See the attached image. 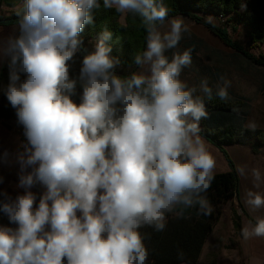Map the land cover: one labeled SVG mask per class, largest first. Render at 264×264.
Listing matches in <instances>:
<instances>
[{"label":"clouds","instance_id":"obj_1","mask_svg":"<svg viewBox=\"0 0 264 264\" xmlns=\"http://www.w3.org/2000/svg\"><path fill=\"white\" fill-rule=\"evenodd\" d=\"M103 6L141 18L146 49L129 76L116 74L111 33L103 32L92 51L84 46L81 34L99 0H23L15 33L0 36V72L8 74L0 90L24 136L15 155L16 186L24 192L13 197L0 189V212L16 225L0 227V264H152L141 228L163 231L169 215L192 209L211 214L204 194L216 161L200 128L208 113L197 88L181 79L192 50L165 55L189 28L173 18L162 30L165 0ZM219 80L215 95L226 102L230 82ZM78 84L79 103L72 98ZM199 87L212 98L207 78ZM8 157L0 154V163ZM246 204L262 209L264 195L250 191ZM241 235L264 238V218Z\"/></svg>","mask_w":264,"mask_h":264},{"label":"trees","instance_id":"obj_2","mask_svg":"<svg viewBox=\"0 0 264 264\" xmlns=\"http://www.w3.org/2000/svg\"><path fill=\"white\" fill-rule=\"evenodd\" d=\"M22 0H0V25H16L18 17L16 12L22 10V4L4 14L2 6L14 8ZM100 7L93 10L94 21L85 25L81 34L84 46L94 50L99 36L107 31L111 37L106 41L111 47V56L118 58L120 64L115 69L121 77L129 76L138 66L134 57L138 52L145 50L146 32L139 16L128 14L121 22V14L114 8L106 9L103 0H99ZM170 9L169 17L184 14L197 23L203 24L215 34L225 45L242 54L246 59L256 65L264 67V54L254 56L249 50L264 43V0H165ZM208 16L218 18L219 23L207 19ZM167 18V19H168ZM246 29L248 38L244 45L229 34V29L235 31L237 26ZM80 57L72 65L70 75H78ZM7 70L0 72V86L6 85ZM264 93V86L262 87ZM82 88L77 85L73 100L80 102ZM208 117L200 121L201 136L211 145L215 146L224 156L228 170L214 173L210 188L204 194L212 208L210 215H197L192 209L184 217L169 215L163 231H156L151 227L140 229L144 243L149 251V261L152 264H196L202 245L215 222L220 218L224 205L231 201L237 193L238 177L233 161L225 150L229 144L248 146L252 153H259L258 143H264V131L249 129L245 125L246 105L241 99L233 98L221 101L217 96L203 99ZM13 119L17 121L15 109L7 101L3 91L0 90V120ZM6 123V122H5ZM20 126V125H19ZM23 142V128L18 129ZM241 211L246 214L245 210ZM233 222L240 230L239 215L233 213ZM252 224L255 222L249 217ZM0 224L15 228L10 224L8 217L0 212ZM181 253L183 258L181 259Z\"/></svg>","mask_w":264,"mask_h":264},{"label":"crops","instance_id":"obj_3","mask_svg":"<svg viewBox=\"0 0 264 264\" xmlns=\"http://www.w3.org/2000/svg\"><path fill=\"white\" fill-rule=\"evenodd\" d=\"M21 4L22 1L17 2L14 8H9L8 6L3 5V12L5 13V9H9L10 11L12 9H16ZM124 18L125 17L123 16L120 17L121 22L124 21ZM173 18L182 19L189 28V32L184 34V38L181 40L177 49L168 50L165 55L169 58V60H171L173 53L176 52L175 50L184 51L185 49H191V67H197V60L204 61L209 59V46H202V34L204 33L205 29L210 33L212 32L203 24L195 22L184 14H177L169 17L165 21L162 30H167L169 26L168 22ZM9 29L11 30V34H14L16 25H9V27L0 25V33H2L0 36L6 37L5 35L8 34ZM214 36L217 37L216 35ZM200 49L202 53L206 51L205 58L198 54ZM205 69L201 70L198 76L196 73H194L193 76L196 78L198 83H200L202 79L207 78L209 86L213 87L212 84H214V80L217 79L220 74H210L209 71ZM136 71H139L138 67L136 68L135 72ZM184 72L185 71L183 70L182 76L184 75ZM194 95L200 97L202 100L208 97L200 89H197ZM214 96L216 95L215 88L213 87L212 97ZM21 143L22 141L20 139L18 129L16 131L13 126L7 122V119L4 120V123L3 120H0V154L4 152L9 153L8 162L0 163V177L3 178V182L0 183V189L6 190L13 197L24 192L23 189H20L16 186L18 183L19 167L15 163V155L18 152ZM206 146L208 147L209 151L212 150L207 144ZM225 150L235 166L236 175L238 177L237 193L236 196L231 201H229V203H226L220 218L215 222L211 231L207 235L196 264H264V238L244 239L241 235L242 228L245 226L249 228L254 226V224L250 222L249 217L254 221H256L257 218H264V208L256 211H250L248 205L246 204L248 193L250 191L264 195V177L251 174L252 171L254 172L256 165L251 164V152L249 148L242 145L229 144L225 146ZM210 153L212 152L210 151ZM225 162L226 160L224 159L221 170H214V173L227 171L228 164ZM240 207L245 210L246 214L241 211ZM233 213L239 215L240 230H237V227L233 222ZM0 227L6 226L0 224ZM180 264L187 263L183 262Z\"/></svg>","mask_w":264,"mask_h":264},{"label":"rangeland","instance_id":"obj_4","mask_svg":"<svg viewBox=\"0 0 264 264\" xmlns=\"http://www.w3.org/2000/svg\"><path fill=\"white\" fill-rule=\"evenodd\" d=\"M4 11V14H9L10 12L9 9H5ZM207 19L214 23H219L218 18L214 16H208ZM5 26L9 27V25ZM0 34L2 35V33ZM9 34H11L10 29L5 36H8ZM229 34L233 39L239 40L244 45L247 44L248 38L246 36V29L243 26H237L235 31L229 29ZM202 35V46H209V59L204 61L197 60V67H191V65L190 67L185 68L184 75L181 76V79L184 80L189 87L195 86L197 89H200V83H198L193 76L194 73L198 76L201 70L207 68L205 70H208L210 74H220L218 77L223 76L230 82V87L228 88V92L230 93L229 98L241 99L246 105V127L249 129H260L261 131H264V93L262 92V87L264 86V67L254 64L242 54L235 52L232 48L224 45L214 36L215 34L213 35L209 31H206V29ZM175 51L183 52L181 50ZM199 51L198 54L205 58L206 51H204V53L201 52V49ZM249 51L254 56L264 54V43L254 49H250ZM218 77L214 80V84H212L214 88L218 83L222 84ZM7 122H9L16 131L20 128L17 121L13 119H7ZM204 141L212 149L210 151L216 161L215 170H221L223 167V160L225 159L224 156L215 146L206 142L205 139ZM258 146L259 153L257 154L252 153L249 149L251 152V164L256 165L257 167H255L254 172L252 171L251 174L264 177V143H258ZM244 147L249 148L248 146ZM33 192L39 197L42 189L39 186H36L33 189Z\"/></svg>","mask_w":264,"mask_h":264},{"label":"built area","instance_id":"obj_5","mask_svg":"<svg viewBox=\"0 0 264 264\" xmlns=\"http://www.w3.org/2000/svg\"><path fill=\"white\" fill-rule=\"evenodd\" d=\"M22 4H23V0H22Z\"/></svg>","mask_w":264,"mask_h":264}]
</instances>
